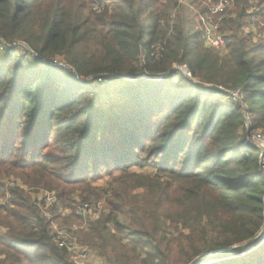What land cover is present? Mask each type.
<instances>
[{"label":"trees","instance_id":"16d2710c","mask_svg":"<svg viewBox=\"0 0 264 264\" xmlns=\"http://www.w3.org/2000/svg\"><path fill=\"white\" fill-rule=\"evenodd\" d=\"M178 1L0 0V45L30 50L0 51V166L54 191L64 207L76 192L86 204L105 197L106 212L86 219L78 238L106 264H190L264 225L259 151L244 143L255 129L264 137V0L230 5L218 28L224 54L204 46L184 13L172 16ZM250 15L255 43L242 29ZM55 56L93 84L118 81L119 98L93 103L90 82L44 70ZM105 176L106 189L91 185ZM7 191L0 264H71L40 206L20 188ZM210 264H264V242Z\"/></svg>","mask_w":264,"mask_h":264},{"label":"rangeland","instance_id":"374dc122","mask_svg":"<svg viewBox=\"0 0 264 264\" xmlns=\"http://www.w3.org/2000/svg\"><path fill=\"white\" fill-rule=\"evenodd\" d=\"M220 1V0H219ZM215 2L217 0H202L198 3L192 4L189 3L187 0H179L176 7L172 9V16L178 14V13H184L185 17H187V20H189V25L192 27V29L196 30H204L205 28L209 27L211 28L217 36H221L220 33L218 32V28L220 27L221 21L224 17H230L232 16L233 13H230V10H232V6H230L232 2H230L225 9V12L223 15L220 17L219 15L211 13V10L215 7ZM251 9V10H250ZM248 10L249 12H253V7ZM204 12V13H202ZM229 14V15H228ZM234 16V15H233ZM252 16V15H250ZM202 18H207V20L204 22L202 21ZM150 21V20H149ZM148 21V22H149ZM249 23L245 26H243V31L245 33H250L252 41L250 43H255L261 38V36L257 33V23L256 20L248 18ZM224 34V33H223ZM204 46L207 48H213L216 50H221V53H226L227 51L224 50L225 47V40L224 43L221 46L214 47V46H208L205 44L203 41ZM5 45V46H4ZM18 45H21L24 47L26 50H28L27 46L24 43H13L7 46V44L0 45V51H3L5 48H13L17 47ZM153 53L158 55L161 51V47L157 45H153ZM11 48V49H12ZM30 51V50H28ZM15 52L20 55L23 53V49L16 48ZM25 52V51H24ZM32 56H34L32 54ZM64 59V58H63ZM65 60V59H64ZM144 54L141 55L140 60L138 62L139 65H142L144 62ZM54 63H59V61H62L61 58L55 57L52 60ZM66 61V60H65ZM42 66L44 67V70L49 71L52 70V68H59L65 70L73 79L76 80H83L84 82L88 83V85L84 84V87L88 90V98L93 102V103H99L101 104L102 107H108L111 105L112 101H116L119 98V94L117 92V88L121 85L118 81H114V83H110L108 78L110 77H99L96 80V83L93 84V79L91 78H82L78 77L79 79L76 78V73H73L71 69H66L62 67H58L55 65H48L45 62H42ZM179 65H174L173 67L177 69L179 72H181L184 76L187 78L193 79V81L196 80V78H192L191 74L188 76L187 74H184L182 71H180L178 68ZM182 68L187 69L185 66ZM166 74H164L165 76ZM150 77V76H149ZM157 79L154 80H160L162 79L161 76H156ZM161 77V78H159ZM148 78V77H146ZM130 80V79H128ZM127 80V81H128ZM152 80V79H151ZM132 81H136L135 79H132ZM132 81H128L132 82ZM92 82V83H91ZM100 90H103L101 93H98ZM100 94V99L98 98ZM235 93L232 95L233 99H235ZM97 101V102H96ZM259 130V129H255ZM260 131V130H259ZM50 150H54L52 147L49 148ZM48 149V150H49ZM15 150H18V145H15ZM264 167L262 165L260 166V169L262 170ZM130 171H134L138 173V176H141L143 174L151 173L150 169H139V168H131ZM21 171H15V172H7L4 168V166H0V205L2 206H9V192L7 190H11L14 188H20L28 193V195L31 197L33 204L37 205V207L40 206L41 208V214L43 217H45L48 220H52L49 225L50 228L53 232V234H59L62 235L65 234V237H69L67 235L74 236L76 238V241L80 243L79 241V231L84 228V223H86V219H95L100 212H106V206L104 203V198L103 197L101 200L98 201H93L92 204H89V207L85 206L86 203L83 202V199L79 196V192L73 193L71 196V202H70V207H64L58 203L57 197L55 195L54 191L48 190L43 188L42 186H36V185H26L23 180V176H21ZM118 174V171H114V175L116 176ZM110 181L108 176H105L97 181L91 182V185L98 188V189H106L107 184ZM44 204V205H43ZM39 205V206H38ZM54 206L55 211L52 213V207ZM84 207V210H83ZM55 216V219L53 218ZM82 217L83 221L80 222L78 217ZM85 219V220H84ZM4 230L0 229V234H3ZM88 246V245H87ZM90 251V260L92 264H104L101 260L100 257L96 254L94 250H92L90 247L88 248ZM218 250V249H217ZM215 250H210L206 253L213 252ZM205 254V253H204ZM203 255V254H201ZM199 255V256H201ZM198 256V257H199ZM197 258V257H196ZM218 262V261H217ZM171 264V263H169Z\"/></svg>","mask_w":264,"mask_h":264},{"label":"built area","instance_id":"2783aa9c","mask_svg":"<svg viewBox=\"0 0 264 264\" xmlns=\"http://www.w3.org/2000/svg\"><path fill=\"white\" fill-rule=\"evenodd\" d=\"M234 0H217V2H215V7L211 10V13L219 15L220 17L223 15V13L225 12L226 6L232 2ZM251 19H255L254 16H251ZM207 18H202V21H206ZM202 38L203 41L205 42L206 45L208 46H214V47H218L221 46L224 43V40L222 39V36H217L215 34V32L207 27L204 30H202ZM4 41H1V45H3ZM4 44H6L4 42ZM34 56H36V53H32ZM55 57L61 58L62 61H59V63H54L52 60L53 58L55 59ZM50 60H47V62H45L47 65L48 63L50 65H55L58 67H62V68H66V69H71L74 72V70L65 62V60L62 57L59 56H55ZM179 70L182 71L184 74H187L188 76H190V72L187 69L182 68L183 66L179 65L178 66ZM79 76L76 74V78H78ZM249 144L250 146L255 147L256 149H258L259 151V168L262 165V167H264V137L261 134V132L259 130H252L249 131L245 137V142ZM261 173L264 175V168L261 170ZM85 206L87 207V204H85ZM84 210V207H83ZM69 236L68 238L65 237V234L61 235L57 234L56 235V240H57V244L59 247L61 248H65L69 254V258L71 261V264H92L91 260H90V251L88 250V246L81 244L79 242L76 241V238L74 236L71 235H67Z\"/></svg>","mask_w":264,"mask_h":264},{"label":"water","instance_id":"95a60500","mask_svg":"<svg viewBox=\"0 0 264 264\" xmlns=\"http://www.w3.org/2000/svg\"><path fill=\"white\" fill-rule=\"evenodd\" d=\"M164 76V75H163ZM162 77V76H161ZM159 77V78H161ZM148 79H157L156 76H150ZM132 81V79L128 80ZM126 81V82H128ZM264 242V225L262 229L258 232V234L253 237L252 239L238 244L233 245L231 247L222 248L215 250L213 252L205 253L199 257H197L193 262L190 264H210L217 261L232 259L235 257L242 256L254 250L255 248L261 246Z\"/></svg>","mask_w":264,"mask_h":264},{"label":"crops","instance_id":"0c3cea01","mask_svg":"<svg viewBox=\"0 0 264 264\" xmlns=\"http://www.w3.org/2000/svg\"><path fill=\"white\" fill-rule=\"evenodd\" d=\"M103 262V261H102ZM104 263V262H103ZM104 264H106V263H104Z\"/></svg>","mask_w":264,"mask_h":264}]
</instances>
